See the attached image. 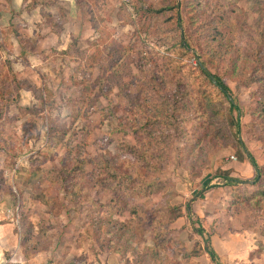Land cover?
<instances>
[{"label": "rangeland", "instance_id": "1", "mask_svg": "<svg viewBox=\"0 0 264 264\" xmlns=\"http://www.w3.org/2000/svg\"><path fill=\"white\" fill-rule=\"evenodd\" d=\"M22 2L0 0V250L13 228L46 264L210 262L205 240L264 264V0ZM98 216L132 223L118 238Z\"/></svg>", "mask_w": 264, "mask_h": 264}, {"label": "trees", "instance_id": "2", "mask_svg": "<svg viewBox=\"0 0 264 264\" xmlns=\"http://www.w3.org/2000/svg\"><path fill=\"white\" fill-rule=\"evenodd\" d=\"M35 3L33 4H29L27 5L29 8L32 7V5H34ZM26 6V7H27ZM153 11L155 12H158L159 10H154ZM177 20L179 21L180 20V16H178ZM182 44L184 46H188V42L186 40H183L182 41ZM198 68L200 71H202V73L209 78V80L215 84V86H217V88L219 89V91L227 97L228 101H229V104H230V108L231 109H236L237 110V113L239 114L240 113V109H239V106L236 102V100L234 99V97L231 96V89L230 87L223 81V79L218 75V74H212L206 64H205V61L204 60H199L198 61ZM233 68V67H232ZM230 76V75H229ZM261 85H262V93L264 95V77L262 78L261 80ZM259 115H263L264 116V108H262L259 112ZM236 124V134H237V143L239 144V146H241L244 150V153H245V157L246 159L251 163V165L254 167L255 169V176L253 178V181L251 183H256L257 181H261L263 179L262 177V168L260 165L257 164L255 158L252 156V154L246 149L243 141L241 140V138L239 137V133H240V125H239V121L238 119L236 120L235 122ZM68 171V170H67ZM213 177H218L220 178L221 180H223V184L225 183L226 185H232V184H238L240 182H244L245 180H241L239 178H236L234 176H231L230 175V171L229 169L227 170H224V169H218L217 172L213 175ZM258 186L260 187V184H258ZM212 187H217V184L213 185ZM203 191L199 194V197H203ZM262 193L264 194V190H262ZM167 207L171 208V209H175L177 206H171V205H168ZM166 207V208H167ZM186 215L187 217L189 218L190 220V223L192 225V227L194 228V220L192 219V215L190 213V207L189 205H186ZM182 212L181 210H178L177 212H175L173 214V216L170 217L169 219V222H172L173 220H175L176 218L182 216ZM106 222V224L108 225L109 223H112L114 224L113 226H115V228L117 229L118 232L120 233H117L116 231H113V235H116L118 238L124 233L123 231L121 232L120 231V228L124 229L125 227H130L131 226V223L132 221L129 220V222H122L120 220H117V219H111L110 216H105V217H101V216H98L96 217L95 220H92L91 223L92 225H95V230L97 228H100L99 224L101 223H104ZM113 226H110L108 227V229H112ZM203 228L202 226H199V228L197 227V232H199L200 235L203 234ZM156 230H154V238H156L155 236L157 235V232H155ZM129 249L131 252H136L135 251V248H133L132 246H130L129 244L125 245L123 244L119 249H117L115 247V250H117L120 254H122L123 252L125 253V250ZM145 255H154V256H158V253L157 251L154 249V247H149V246H146L145 247ZM203 253H207V255L209 256V258L211 259V261L214 263V264H222L219 260V255L217 253V251L215 250V248L212 246V245H209L208 242H206L205 240V245H204V249H203ZM196 255V254H195ZM138 264H149V263H146V262H143L142 260L141 261H137ZM199 264V263H197Z\"/></svg>", "mask_w": 264, "mask_h": 264}, {"label": "crops", "instance_id": "3", "mask_svg": "<svg viewBox=\"0 0 264 264\" xmlns=\"http://www.w3.org/2000/svg\"><path fill=\"white\" fill-rule=\"evenodd\" d=\"M13 3L15 4V9H17V7H23L24 8V4H23V2H22V0H13ZM39 6H41V4H38ZM39 16H41L40 14H39ZM14 17H16V15H14ZM13 24H14V26L16 27L17 26V24H18V20L17 21H14L13 19H12V21H11ZM32 24H33V22H32ZM232 174H235L234 172H232ZM231 175V174H230ZM236 175V174H235ZM0 235H2V234H0ZM14 235H15V233H14V229L13 228H11V238H13V240H11V248H12V250L11 251H13V249L15 250L14 252H13V254H11V252H9L8 253V257L5 255V251H6V249L5 248H2L1 250H0V258L1 257H3V260L1 259L0 260V263H2V264H46V263H48L49 261H46V262H42V260L41 259H39V257H41V253L43 252H38L34 257H33V259H31V258H27L26 256H25V253L23 252V251H21V250H18L17 248H15L16 246L14 245L15 243L14 242H12V241H14ZM18 239H20V237L19 238H17L16 239V241L18 242ZM19 243H20V241H19ZM214 248H215V250L217 251V253H218V255H220V253L218 252V250L216 249V247L215 246H213ZM38 254H39V256H38ZM203 254H207V253H203ZM202 255V254H201ZM7 257V258H6ZM220 257V256H219ZM210 259V258H209ZM33 260V261H32ZM219 260H220V258H219ZM210 262L211 263H213L212 261H211V259H210ZM210 262H208V261H206L205 262V260L203 261V262H200L199 264H209ZM67 264H70L69 262L67 263ZM71 264H80V263H75L74 261H73V263H71ZM84 264H125L123 261L122 262H119V261H116V262H114V261H110V259L108 258L107 260H105V262H103V261H101L100 259L99 260H95V261H93V262H90V263H84ZM214 264V263H213Z\"/></svg>", "mask_w": 264, "mask_h": 264}, {"label": "built area", "instance_id": "4", "mask_svg": "<svg viewBox=\"0 0 264 264\" xmlns=\"http://www.w3.org/2000/svg\"><path fill=\"white\" fill-rule=\"evenodd\" d=\"M230 157H231V159H236L234 155H231Z\"/></svg>", "mask_w": 264, "mask_h": 264}]
</instances>
